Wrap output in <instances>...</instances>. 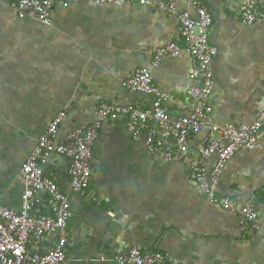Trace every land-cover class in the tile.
Listing matches in <instances>:
<instances>
[{"label": "crops", "instance_id": "0c3cea01", "mask_svg": "<svg viewBox=\"0 0 264 264\" xmlns=\"http://www.w3.org/2000/svg\"><path fill=\"white\" fill-rule=\"evenodd\" d=\"M173 2L193 15L192 0ZM210 13L212 122L250 124L264 105V20L242 26L239 0H198ZM62 3L61 5H59ZM264 4V1H263ZM264 7V5H263ZM164 42L183 47L173 16L129 2L97 8L79 0H54L49 27L18 18L12 0H0V206L18 211L20 168L49 123L59 114L57 142L94 122L100 104L145 108L150 98L122 82L136 71L169 96L171 116H186L191 60L165 58L154 64ZM124 119L103 124L92 149L91 177L82 193L68 189V161L51 155L42 165L69 200L65 264H116L132 246L162 252L179 264H264V136L259 147L237 153L216 189L217 199L252 203L258 231L239 226L236 216L206 202L189 180L198 164L209 172L215 157L193 153L203 134L190 139L182 165L155 158L130 140ZM44 200V197H41ZM46 213V210H42Z\"/></svg>", "mask_w": 264, "mask_h": 264}, {"label": "built area", "instance_id": "2783aa9c", "mask_svg": "<svg viewBox=\"0 0 264 264\" xmlns=\"http://www.w3.org/2000/svg\"><path fill=\"white\" fill-rule=\"evenodd\" d=\"M79 1L97 8H120L136 1L139 6L156 8L173 16L183 47L175 42H164L155 52L154 64L158 65L165 58H190L188 80L192 85L186 90V96L191 111L186 116H171L165 106L169 96L152 84L147 70L141 69L123 81L122 86L129 92L148 96L149 106L100 104L93 109L94 122L72 132L67 143L57 142L59 126L65 118V113L59 112L20 168L23 190L19 210L0 206V264H65L69 200L54 180L44 176L42 165L51 155L65 158L68 161V189L72 193H82L90 181L92 149L99 130L103 124L117 118L124 119L125 130L132 142H141L151 155L170 164L185 163L191 152L190 139L203 134L192 151L202 159L214 156L215 165L208 174L200 165L192 164L188 168L189 180L206 202L236 216L239 226L258 231L259 214L252 203L243 204L228 197L217 199L215 196L229 161L237 153H248L259 147V140L264 136V105L250 124L219 126L212 122L209 106L213 91L211 64L217 51L208 40L212 17L207 9L198 0L191 1L193 15L178 12L174 3L169 1ZM263 1L239 0L242 26H252L264 20ZM53 6L54 0H12L18 18L33 19L43 27L51 25ZM43 209L46 213L42 212ZM113 261L116 264H179L167 253L143 254L137 245L117 254Z\"/></svg>", "mask_w": 264, "mask_h": 264}]
</instances>
